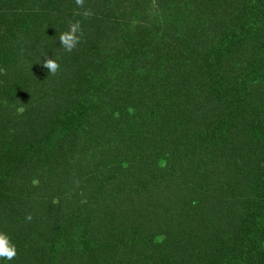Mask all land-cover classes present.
<instances>
[{
    "label": "rangeland",
    "instance_id": "obj_1",
    "mask_svg": "<svg viewBox=\"0 0 264 264\" xmlns=\"http://www.w3.org/2000/svg\"><path fill=\"white\" fill-rule=\"evenodd\" d=\"M146 1L132 9L126 0H0V87L10 95L18 91L7 114L0 107V232L15 247L20 240L23 248L6 264L179 262L182 250L169 219L187 213L194 182L198 192L207 190L215 187L218 174L199 179L198 173L219 163L225 178V157L231 160L239 151L246 127L264 131V0H171L169 13L157 15L145 12ZM115 5L125 13H116ZM84 13H97L99 20L85 35H98L107 50L79 32L75 47L60 52L58 36L67 31L71 16ZM23 29L39 31L40 42L34 44V35L24 37ZM49 36L66 59L32 48L47 44ZM92 47L108 54L105 68L96 63ZM45 57L56 60L55 73L43 67ZM177 71L191 80V99L182 103L190 106L180 107V116L165 92ZM61 101L67 117L42 118ZM32 113H37L35 131L22 123ZM133 121L128 137L123 128ZM250 138L264 144L257 135ZM111 142L124 152L125 168L116 175L100 162ZM190 164L196 169L186 177ZM44 169L57 177L52 189L35 186ZM104 171L101 183L88 177ZM89 186L94 191L84 193ZM236 194L239 217L264 207V183L259 193L249 187ZM220 203L210 205L224 206ZM156 232L164 234L160 253L151 254L146 239ZM166 248L170 251L163 253ZM204 256L215 264L231 255L225 250Z\"/></svg>",
    "mask_w": 264,
    "mask_h": 264
},
{
    "label": "trees",
    "instance_id": "obj_2",
    "mask_svg": "<svg viewBox=\"0 0 264 264\" xmlns=\"http://www.w3.org/2000/svg\"><path fill=\"white\" fill-rule=\"evenodd\" d=\"M125 1V0H123ZM127 3H129L132 9H134L135 6L140 8V0H126ZM47 3V1H46ZM96 6V5H95ZM122 6L124 8H127L126 3H123ZM173 5L171 4V0H148V2H145L144 10L146 8L147 13L157 15L160 11H164L165 13H169V11L172 9ZM116 13H120L122 11L125 13L126 9H122L121 7L115 5L114 6ZM49 14V10L47 11L46 17ZM72 22L73 20H78L80 22V34L81 37L87 38L90 42L94 43L95 45L103 44L104 47L102 48L103 51H106L105 42L95 33L91 32L90 34L85 35L86 30L88 29L87 26L97 22L99 20V17L97 13L88 14L85 15L82 14L78 16L77 19H75V16H71ZM46 18H44V21ZM31 20H27L25 22H30ZM71 22V23H72ZM138 25V24H137ZM136 25V26H137ZM25 32L24 37H28L31 35L35 36L34 44H38L40 42V32L39 31H27L26 29H23ZM56 35V32L55 34ZM158 38L159 35L156 34ZM52 36V35H50ZM50 36L48 37V43H42L41 46L38 48H34V50L37 53L42 54L44 49L46 51H54L58 53V59L63 58L66 59L64 54H61L60 52H63L65 49L62 47L61 51H57L52 45L53 41L51 40ZM168 37L171 38V35ZM82 38V39H83ZM163 39L164 43L167 44V42L164 40V37H161L160 40ZM21 44V41L19 42ZM93 48L94 51V59L96 63L101 64L102 67H106L108 62L106 60V56L108 54L101 52L97 48ZM73 54V51H72ZM19 60V57H17L12 63H14V66L17 65ZM77 64H81L82 60L78 59L75 60ZM12 63L9 64V80L11 82L10 85H8L6 88L9 89V87L12 85ZM58 72L60 70L58 69ZM61 73V72H60ZM184 74L177 71L174 76L169 80L166 94L169 97V99L173 100L172 107H177L175 112L177 115H182L180 113V107H182L184 110L189 108L190 104H182L183 101H190L191 99V93L188 89V85L191 82V80L185 81ZM101 81V80H100ZM24 84H27L25 81ZM13 88V87H12ZM7 89L0 87V107L3 109V112L7 114L8 108L12 106L13 97L18 93V91H11V95L7 92ZM12 97V99H11ZM61 105H54L52 108H50V112L43 115V119H50L51 122H54L55 120L59 121L63 117V114L67 117L68 110L63 112L62 109H60V106H63L64 102L61 101ZM68 104V103H67ZM8 105V106H7ZM93 109V108H92ZM90 109L86 114L85 117L89 114V112L92 110ZM32 113L29 114V118L27 120L22 119L25 125L30 124L32 125L31 130L35 131L34 124L32 123ZM198 117H201V115H197ZM86 124V129H89L92 125L88 120ZM12 126V120L7 124ZM135 121L129 122L125 125L123 130L126 128V133L128 134V137H130L131 132L134 128ZM245 126H238V128H243ZM12 128L9 129H3L4 131H9ZM248 137H244L240 139L239 142V151H234L233 158L227 159L225 157L224 163L227 166V175L223 176L221 172H218L217 167H221L218 163L216 167L211 169H207L198 176L200 179L202 176L204 177H212L216 173L217 176L215 178V187L212 185H207V190H200L198 192L197 190V184L196 182L193 183V186L191 188L192 191H194L193 198L187 199L188 204L186 208V214L183 213H177L176 218H170L169 223H173V225L170 226V228H174L176 232L177 237V244L181 246L182 252L179 253L180 261L176 262L175 259L168 258V262L170 264H210V256H204L206 254H211V252L215 253H222L225 250L231 255L229 258L222 259L221 261L215 263V264H264V207L260 210L258 214L252 215L251 211L249 212L248 216L244 219L243 216L239 217V213L235 209V200L238 199L237 196H240L236 193H242V195L247 192V189L250 187L253 189V191L260 192L263 190V172L262 168L264 164V144L260 145L259 143H254L252 138H250V135L254 137V135H257L258 137H261V139H264V131L261 129L257 133H255L249 124V127H246ZM121 129H119L118 132H120ZM86 138L91 139V133L88 132L85 133ZM0 141H3L0 140ZM236 143V142H235ZM106 144V143H105ZM237 144V143H236ZM115 142H111L108 146V150L104 151L100 155V162L104 163L105 169L108 171H111L114 175L117 173H120L124 168L125 164L124 162L120 161L122 159L124 152L118 149V146ZM17 151V147L15 152ZM117 151V152H115ZM116 159L119 161V163L116 165ZM109 160V161H108ZM191 171H187L184 173V176L190 177L193 175V172L195 171V167L193 164H190ZM105 174L104 172H100L97 174V177H91L88 176L90 180L99 179L100 183L101 176ZM97 183V182H95ZM57 184V177L50 173L47 169H44V173L39 180V182L35 185L40 188L44 189H52ZM193 187H196V189L193 190ZM224 187L226 188V191H224ZM200 189H204L200 186ZM87 191L84 193H89L91 191H94L90 188H86ZM209 193L213 194L210 195ZM213 199L212 203H208V201H211ZM249 200H247L248 202ZM62 202V201H61ZM220 202H224V206L214 208L210 204H216L217 206L221 205ZM63 203V202H62ZM243 204L247 205L246 201L242 202ZM263 204H255V207H259ZM208 206V207H207ZM61 211V210H60ZM245 226V228H243ZM243 228V229H242ZM66 229V228H64ZM238 229H242V231L239 234V240L241 237H244V241L238 245V241L234 238L238 234ZM10 230V229H8ZM70 231H73L71 227L68 229ZM80 233V232H79ZM164 234H157V232L151 233L150 236L147 237V241L150 242L147 247H145L146 250H148L151 254H159V237H162ZM145 240V238H144ZM143 240V241H144ZM20 242V240H19ZM18 241L15 242L16 251L20 252L23 250L20 249V243ZM19 243V244H17ZM194 248V249H193ZM170 249L166 248V251L163 253L169 252ZM142 253V252H141ZM143 255V254H142ZM168 253L166 254V256ZM15 257V255H14ZM154 257V256H150ZM146 264H154V262H149L147 260L144 261ZM143 262V264H144ZM11 264V263H10Z\"/></svg>",
    "mask_w": 264,
    "mask_h": 264
},
{
    "label": "clouds",
    "instance_id": "obj_3",
    "mask_svg": "<svg viewBox=\"0 0 264 264\" xmlns=\"http://www.w3.org/2000/svg\"><path fill=\"white\" fill-rule=\"evenodd\" d=\"M80 3V0H77V4ZM87 15V13H85ZM79 32H80V22L77 20L73 23H70L67 31L61 32L58 36L59 44L63 46L66 51H71L73 47L79 41ZM44 68L48 70L49 73H55L58 64L56 60L45 57L42 61ZM23 108L18 107L17 112H22ZM16 248L15 245L10 242V237L4 232H0V264H6V261L11 260L15 255Z\"/></svg>",
    "mask_w": 264,
    "mask_h": 264
}]
</instances>
